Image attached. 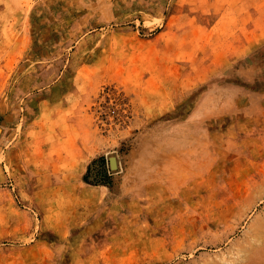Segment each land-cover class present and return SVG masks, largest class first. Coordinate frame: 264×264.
I'll list each match as a JSON object with an SVG mask.
<instances>
[{
    "label": "rangeland",
    "instance_id": "374dc122",
    "mask_svg": "<svg viewBox=\"0 0 264 264\" xmlns=\"http://www.w3.org/2000/svg\"><path fill=\"white\" fill-rule=\"evenodd\" d=\"M0 264H264V0H0Z\"/></svg>",
    "mask_w": 264,
    "mask_h": 264
},
{
    "label": "crops",
    "instance_id": "0c3cea01",
    "mask_svg": "<svg viewBox=\"0 0 264 264\" xmlns=\"http://www.w3.org/2000/svg\"><path fill=\"white\" fill-rule=\"evenodd\" d=\"M70 146L73 147V148L76 147V146L79 147V145H76V144H74V143H70ZM78 151H79L78 149H74V152H78ZM71 189H72L73 192H76L77 189H78V187H77V186H72Z\"/></svg>",
    "mask_w": 264,
    "mask_h": 264
},
{
    "label": "water",
    "instance_id": "95a60500",
    "mask_svg": "<svg viewBox=\"0 0 264 264\" xmlns=\"http://www.w3.org/2000/svg\"><path fill=\"white\" fill-rule=\"evenodd\" d=\"M110 163H111L112 168L116 167L117 166L116 158L115 157H111L110 158Z\"/></svg>",
    "mask_w": 264,
    "mask_h": 264
},
{
    "label": "trees",
    "instance_id": "16d2710c",
    "mask_svg": "<svg viewBox=\"0 0 264 264\" xmlns=\"http://www.w3.org/2000/svg\"><path fill=\"white\" fill-rule=\"evenodd\" d=\"M91 170H92V167L89 168V172H91Z\"/></svg>",
    "mask_w": 264,
    "mask_h": 264
}]
</instances>
